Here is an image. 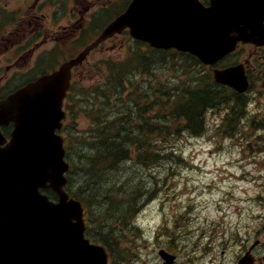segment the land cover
I'll use <instances>...</instances> for the list:
<instances>
[{
    "label": "water",
    "instance_id": "1",
    "mask_svg": "<svg viewBox=\"0 0 264 264\" xmlns=\"http://www.w3.org/2000/svg\"><path fill=\"white\" fill-rule=\"evenodd\" d=\"M128 28L153 48L188 52L214 65L239 42L264 45V0H132L95 43L58 71L0 103V124L12 121L11 141L0 148V264H106L102 247L84 239L83 210L63 191V139L55 134L70 70L99 42ZM216 82L247 89L241 67L214 71ZM1 144V143H0ZM40 189H51L54 203ZM172 264L173 257L161 253Z\"/></svg>",
    "mask_w": 264,
    "mask_h": 264
},
{
    "label": "rangeland",
    "instance_id": "2",
    "mask_svg": "<svg viewBox=\"0 0 264 264\" xmlns=\"http://www.w3.org/2000/svg\"><path fill=\"white\" fill-rule=\"evenodd\" d=\"M111 5H114L112 1ZM132 50L144 51L126 35L102 45L78 71L79 81L84 86L97 84L104 60H125ZM240 53L241 56H235L231 63L247 62L250 72L259 79L256 90L260 105L250 106V109L262 111L264 52L250 53V56L248 51ZM158 60L163 63L157 66L156 73L136 79L145 90L144 96L147 99L151 96L155 103L152 108L156 109L162 98L158 92L153 94V89L158 91L161 85L163 91H167L165 85L176 82L177 76L182 74L178 66L183 57L167 54L159 56ZM172 61L176 62L174 70L169 69ZM129 93H133L131 87ZM140 100H143L141 95L136 102ZM216 116L207 115L203 135L192 136L181 127L177 135L170 132L148 139L155 145L152 149L160 155L156 162L133 167L135 163L131 161L124 164V171L120 168L105 172L102 178L105 183L112 180L135 182L138 191H143L140 195L144 193L132 218L119 228L120 234L116 236L122 238H114L121 250L115 256L121 257L125 264H161L160 249L175 255L176 264H233L239 240L246 234L245 227L255 226L258 217L264 215V140L243 136L239 132L244 130L248 134L249 130L242 126L230 135H218V131L216 139L213 137V125L219 119ZM154 117L150 115L151 120ZM75 121L79 128L87 127L84 117ZM261 146V150H256ZM83 179L86 180L80 174L78 181ZM120 207L117 206L119 211ZM96 231L92 226L90 232ZM228 240V246L222 243Z\"/></svg>",
    "mask_w": 264,
    "mask_h": 264
},
{
    "label": "trees",
    "instance_id": "3",
    "mask_svg": "<svg viewBox=\"0 0 264 264\" xmlns=\"http://www.w3.org/2000/svg\"><path fill=\"white\" fill-rule=\"evenodd\" d=\"M137 44L140 45L139 47L143 46V44ZM145 49V52L132 51L123 61L106 62L105 82L91 88L89 92L80 89L83 85L72 86L74 92L68 101V109L72 114L74 109H77V112L89 118L92 123V129L87 134L69 139L70 143L74 142L71 144L73 155L69 150L67 154L73 163V172L77 164L80 174H83L86 180L78 182L71 175L68 192L94 211L91 220L98 223L100 241L104 244H108L109 240V236L106 235L109 231L107 223L125 224L135 213L134 208L139 203L141 190L138 191L139 188L135 187V182L112 180L105 183L101 179L105 172L118 171L120 168L124 171V164L131 159L135 163L133 167L156 162L159 159V153L152 149L155 145L146 141V127L149 124L151 126L148 133L149 139L150 134L161 136L170 134L171 130L173 135L175 132L178 134L183 126L186 130L198 134L204 128V116L208 110L231 107L232 111H235V106L245 102L241 95L216 84L211 74L200 66L197 59L181 54L183 60H180L178 67L182 74L177 76L178 79L174 84L165 85L164 88L167 87V91H163L162 86L159 85L161 89L157 92L162 100L156 106L158 112H155V108L150 109L155 103L145 104V92L136 79L156 73L157 66L163 63L158 60V57L166 52L149 47ZM175 64L176 62L172 61L169 69L174 70ZM199 68L202 69L199 70ZM182 77L184 78L181 79ZM129 85L133 90L132 95L135 97L141 95L144 99L141 105H137L134 101L135 109L128 104L132 100L128 97ZM74 93L77 95L74 96ZM112 99H114L113 102H111ZM241 110L242 108L237 109L236 112ZM151 113L155 114L152 120L149 117ZM232 118L233 116H227L228 121ZM136 119L143 123L142 130L138 132L140 136H134L133 132ZM143 135L146 136L141 137ZM47 194L54 198L51 192ZM118 205L121 206L120 211L117 209ZM111 230L114 231V229Z\"/></svg>",
    "mask_w": 264,
    "mask_h": 264
},
{
    "label": "flooded vegetation",
    "instance_id": "4",
    "mask_svg": "<svg viewBox=\"0 0 264 264\" xmlns=\"http://www.w3.org/2000/svg\"><path fill=\"white\" fill-rule=\"evenodd\" d=\"M96 4L104 5L105 2L104 0H0V101L38 77L27 75L35 73L32 70L39 61L45 60L52 65L57 62L60 48L74 46V41L86 31L91 9L95 8ZM252 50L264 51L262 48ZM239 63L245 65L246 72L250 71L247 62ZM248 80L252 83L249 77ZM246 124L252 126L253 123L246 122ZM12 129V124L0 126V132L6 142L10 138ZM248 247L241 251L247 253L251 249L253 264H264L261 241L255 239Z\"/></svg>",
    "mask_w": 264,
    "mask_h": 264
},
{
    "label": "bare ground",
    "instance_id": "5",
    "mask_svg": "<svg viewBox=\"0 0 264 264\" xmlns=\"http://www.w3.org/2000/svg\"><path fill=\"white\" fill-rule=\"evenodd\" d=\"M140 58V57H139ZM145 60V59H144ZM151 60V59H150ZM147 61V60H146ZM147 64V63H146ZM120 75V74H119ZM93 101V100H92ZM80 103V102H79ZM80 160V159H79ZM165 160V159H164ZM163 160V161H164ZM121 161V160H120ZM166 161V160H165ZM118 163H121V162H118ZM161 163V162H160ZM80 165V164H79ZM159 165V164H158ZM108 174V173H107ZM87 176V175H86ZM103 178V177H102ZM103 180V179H102ZM90 181V180H89ZM94 190V189H93ZM114 190V189H113ZM112 192V191H111ZM132 192V190H131ZM107 193V192H106ZM114 194V193H113ZM101 197V196H100ZM90 199V198H89ZM100 200V199H99ZM110 201V200H109ZM112 202V201H111ZM114 203V202H113ZM111 204V203H110ZM119 211V210H118ZM114 214V213H113ZM121 227V226H120ZM122 228V227H121ZM132 231V230H131ZM129 233V232H128ZM138 236V235H137ZM136 240V239H135ZM189 243V242H188ZM201 245V244H200ZM209 249V248H208ZM186 253V252H185ZM195 254V253H194ZM180 256V255H179ZM209 257V256H208ZM206 258V257H205ZM192 259V258H191Z\"/></svg>",
    "mask_w": 264,
    "mask_h": 264
}]
</instances>
